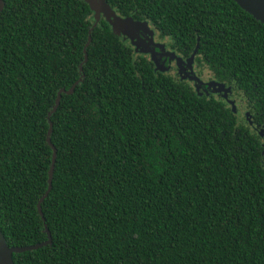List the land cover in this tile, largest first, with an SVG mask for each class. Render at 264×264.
Listing matches in <instances>:
<instances>
[{
  "label": "trees",
  "instance_id": "16d2710c",
  "mask_svg": "<svg viewBox=\"0 0 264 264\" xmlns=\"http://www.w3.org/2000/svg\"><path fill=\"white\" fill-rule=\"evenodd\" d=\"M3 1L0 229L11 247L47 241L45 225L52 235L14 264H264V140L252 123L134 59L104 18L90 33L85 0ZM107 2L202 57L264 129V24L233 0Z\"/></svg>",
  "mask_w": 264,
  "mask_h": 264
},
{
  "label": "water",
  "instance_id": "95a60500",
  "mask_svg": "<svg viewBox=\"0 0 264 264\" xmlns=\"http://www.w3.org/2000/svg\"><path fill=\"white\" fill-rule=\"evenodd\" d=\"M233 1L236 2L245 12H247L255 20L264 24V0H233ZM85 2L89 5L91 11L93 12V18H94V24H93V27L91 28L90 33L98 25V23L100 22V19L104 17L105 20L110 25L117 26L119 28H120V26L125 28L126 32H123V34L128 35V37L131 40L136 39L139 44H142V43L145 44L146 48L149 49L148 52H150L152 54L151 55L152 61L158 67L157 68L158 70H162V71L167 70V68H165L164 65L161 64V62L158 61L157 58L160 59L163 56H169L170 54H169V52L162 50V48L152 44L151 41L148 40L149 37L146 35L147 29H145V26L143 27V25H145V23L143 24V23L137 22V21L133 20L132 17L122 18L109 5L107 0H85ZM4 6H5L4 1L0 0V13L3 11ZM112 26H111V28H112ZM112 31L119 35V32L117 31V29H115V27H114V29L112 28ZM120 36H122V35H120ZM144 36H146V39H144ZM90 42H91V38H89L88 43H90ZM86 61H87V55H85L84 62H86ZM80 69H82V68H80ZM79 83L80 82L78 81L76 84H74L70 90H66L64 88L59 90L55 105H54L52 111L49 113V120H50V117L57 111V108H58V106L61 102V99H62V95L63 94L72 95L74 90H75V87ZM205 85L206 84H198V88L205 86ZM215 85H218V84L210 83L209 85H207V87H209V88L211 86L215 87ZM219 85H222L224 87L223 84H219ZM49 124H50V128H49L48 135H47V141H48V144L53 151V157H52V163H51L50 170H49V179L47 181L48 190L46 191L44 196L39 200L38 205H37L38 212H39L40 216L42 217L43 221H45V218L43 216L41 205L51 191V188H52L51 181H52V178L54 175L55 162H56V157H57V149L51 141L53 125H52L51 121L49 122ZM45 228H46V233H47V241H44V242H41L38 244H34V245L31 244V246H25V247H11V246H9L5 240L4 235L1 232V229H0V264H14V261H13V255L14 254H20V253L36 250V249H39L43 246L50 245L52 243V235H51V233H50V231L46 225H45Z\"/></svg>",
  "mask_w": 264,
  "mask_h": 264
},
{
  "label": "flooded vegetation",
  "instance_id": "af4514ba",
  "mask_svg": "<svg viewBox=\"0 0 264 264\" xmlns=\"http://www.w3.org/2000/svg\"><path fill=\"white\" fill-rule=\"evenodd\" d=\"M129 17H132V16H129ZM129 17H122V18H129ZM133 20L140 22V23H143V24L144 23L148 24L154 32H157V38L158 39H161V40L170 39L169 37L161 38L159 35V32L151 25V23L148 20H145V19L136 20L134 18H133ZM109 27H110V29H112L110 24H109ZM114 34L117 35L119 38H121V41L127 42V44H126L127 46L132 47L129 44V40L127 41L126 38H124V37H122L116 33H114ZM122 38H124V39H122ZM144 39H146V36H144ZM198 41H199V39H197V45L199 44ZM170 44H171V40L169 41V48L171 51V52H169V54H170L169 56H171L173 59L170 62H168L167 69H171V71H173L174 74L178 78L176 79L174 76H172L170 74L169 75L173 79L179 80L180 82H184L185 84H188L189 86H191L193 88V90L195 92H197V94L199 96H203V95L211 96L212 95V96H215L216 98H222V100L224 101V103L226 104L227 107L232 108V110L236 111L237 113L238 112L240 113L243 111L245 113V118L242 121V123L243 124L252 123V124H250L251 125L250 127L252 128V130H255L260 135V137L263 138V140H264V133H263L264 129L262 127H260L259 125L255 124L252 115H250L251 114V112H250L251 106H250L249 102L246 101V99L244 98L243 93H240V94L235 93L236 91L234 90V88L232 86H227L224 83H221L218 80H216L214 73L211 70H209L207 64L204 62L202 57H200L198 54H196L194 52L190 55H185L184 53H179L177 50H172L170 47ZM133 53H134V51H133ZM175 56L181 57L182 59H184L185 62L191 61L190 65H188V64L183 65V68L181 71L183 73V76H184L183 78H181L180 75H178V72L173 68V67H175V64L177 62V59H175ZM142 57H144V56H142ZM166 57L167 56H163V58H166ZM144 58H146L148 61H150V63H153L152 60H149L147 57H144ZM167 59H168V57H167ZM154 66H155V64H154ZM192 69H194V74H189ZM205 70L208 71V73L210 74L209 78L203 76L202 73ZM194 75L199 76L202 80L205 79L207 85H209L208 83H210V82L216 83L218 85L223 84L224 85L223 88H227L229 90V92L223 96V94L214 93L212 90L207 89V85L202 86V87H200V90H197L195 83L190 81V79H189L190 77H192ZM211 88L213 89L214 86H211ZM230 89L232 90V92H230Z\"/></svg>",
  "mask_w": 264,
  "mask_h": 264
},
{
  "label": "rangeland",
  "instance_id": "374dc122",
  "mask_svg": "<svg viewBox=\"0 0 264 264\" xmlns=\"http://www.w3.org/2000/svg\"><path fill=\"white\" fill-rule=\"evenodd\" d=\"M144 26H145V29H147L146 35L149 37L148 40L151 41L152 44L162 48V50H164V51L171 52L170 48H169L170 39H164V40L158 39L157 38V32H154L148 24L143 25V27ZM114 27L119 32V35H122V37H124L127 40H129V44L133 47L134 59H138L139 57L144 56V57H147L149 60H152V56H151L152 54L150 52H148L149 49L146 48L145 44H143V43L139 44L136 39H134V40L132 39L131 40L128 37V35L123 34V32H126L125 28H123L121 26H120V28L117 27V26H112L113 29H114ZM124 38H122V39H124ZM175 59H177V62L175 64V67H173V68L178 72V75H180V77L183 78L184 76H183V73L181 72L182 68H183V65H185V64L190 65L191 61H186L185 62L184 59H182L181 57H177V56H175ZM157 68L158 67L155 65V70L156 71L161 72V73L166 74V75L170 74V75L174 76L176 79L178 78L174 74V72L171 71V69H167L165 71H162V70H158ZM189 74H194V69H192ZM202 74H203V76H205L207 78H209V76H210V74L206 70ZM189 79H190V81L195 83V86H196L197 90H200V87L198 88V84H206V80L205 79L202 80L197 75H194V76L190 77ZM210 83L213 84V82H210ZM210 83H208V84H210ZM213 92L214 93L223 94V96H224L226 93L229 92V90L227 88H223L222 85H215V87L213 88ZM238 115H239V120L242 122L244 120V118H245V113L243 111L240 112V113L238 112ZM263 133H264V131H263Z\"/></svg>",
  "mask_w": 264,
  "mask_h": 264
}]
</instances>
